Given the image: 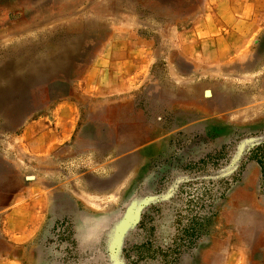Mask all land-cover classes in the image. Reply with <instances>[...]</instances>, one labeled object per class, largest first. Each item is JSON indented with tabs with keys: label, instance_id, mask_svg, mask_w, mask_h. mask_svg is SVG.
<instances>
[{
	"label": "rangeland",
	"instance_id": "rangeland-1",
	"mask_svg": "<svg viewBox=\"0 0 264 264\" xmlns=\"http://www.w3.org/2000/svg\"><path fill=\"white\" fill-rule=\"evenodd\" d=\"M204 3L0 0V63L16 60L17 75L45 63L25 102L0 110V256L13 250L3 214L20 195L47 218L16 250L42 264H263L264 30L246 62H192L185 30ZM114 35L150 51L153 67L133 91L81 93ZM63 98L79 106L72 141L24 150L25 123Z\"/></svg>",
	"mask_w": 264,
	"mask_h": 264
},
{
	"label": "crops",
	"instance_id": "crops-1",
	"mask_svg": "<svg viewBox=\"0 0 264 264\" xmlns=\"http://www.w3.org/2000/svg\"><path fill=\"white\" fill-rule=\"evenodd\" d=\"M204 1L199 16L185 30V34L194 36L183 47L186 58L195 63L211 60V65L215 67L232 61H248L252 44L264 30V0ZM116 36L98 52L85 70L81 93L108 98L109 94L133 91L146 79L155 63L151 52L136 51L131 43L118 46ZM206 46L209 49L206 50ZM78 114L79 106L75 98L57 101L49 113L25 123L21 132L24 150L43 156L67 145L75 136ZM251 179L249 175L245 181L249 183ZM30 188L34 191L32 186ZM29 200L30 196L25 201L20 195L15 196L3 214L2 233L13 250L0 256V264H42L16 250L33 245L46 229L44 207L29 204ZM262 205L264 214V203ZM262 248L264 250V229Z\"/></svg>",
	"mask_w": 264,
	"mask_h": 264
},
{
	"label": "bare ground",
	"instance_id": "bare-ground-1",
	"mask_svg": "<svg viewBox=\"0 0 264 264\" xmlns=\"http://www.w3.org/2000/svg\"><path fill=\"white\" fill-rule=\"evenodd\" d=\"M63 59L64 58H61V56L58 55L57 58L54 59V62H52V65L54 64V66H60L61 62L62 61L64 62ZM44 64L45 63L36 64V67L35 66L30 67L28 69L29 72L27 71V75L24 74L17 75L18 73L15 74L14 71L22 67L20 63H17L16 60H12V59H7V60L3 59L1 61L0 110H4V112L5 111L8 112L13 109H17L18 108L17 106H20L25 102V98H26L25 87L27 84L29 83L31 84V82H34L36 79H41L45 76L43 75L44 71L41 70Z\"/></svg>",
	"mask_w": 264,
	"mask_h": 264
}]
</instances>
